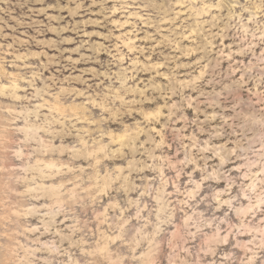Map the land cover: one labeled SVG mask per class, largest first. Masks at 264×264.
<instances>
[{
	"label": "rangeland",
	"instance_id": "374dc122",
	"mask_svg": "<svg viewBox=\"0 0 264 264\" xmlns=\"http://www.w3.org/2000/svg\"><path fill=\"white\" fill-rule=\"evenodd\" d=\"M0 264H264V0H0Z\"/></svg>",
	"mask_w": 264,
	"mask_h": 264
},
{
	"label": "bare ground",
	"instance_id": "6f19581e",
	"mask_svg": "<svg viewBox=\"0 0 264 264\" xmlns=\"http://www.w3.org/2000/svg\"><path fill=\"white\" fill-rule=\"evenodd\" d=\"M57 107V106H56ZM59 109V108H58ZM100 150V149H99ZM92 154V153H91ZM48 165V164H47ZM35 188H31L30 190L32 191V190H34Z\"/></svg>",
	"mask_w": 264,
	"mask_h": 264
}]
</instances>
